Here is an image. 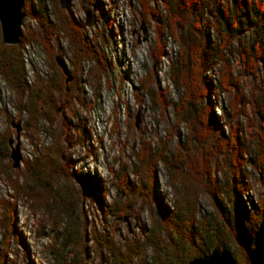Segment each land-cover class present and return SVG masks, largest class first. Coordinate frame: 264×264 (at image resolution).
Wrapping results in <instances>:
<instances>
[{
  "label": "trees",
  "instance_id": "obj_1",
  "mask_svg": "<svg viewBox=\"0 0 264 264\" xmlns=\"http://www.w3.org/2000/svg\"><path fill=\"white\" fill-rule=\"evenodd\" d=\"M27 1L31 3L27 15L37 21V26L22 32L20 45L9 46L0 41V79L16 93L17 101L23 94L28 97L21 108L29 115H38L30 98H37V92L41 90L34 84L28 85L25 80L20 46L32 40L42 42L43 47L49 49L51 39L61 32L76 63L77 56L90 57L91 46L82 33V22L58 8L56 3L52 5L55 18L52 22L44 13L45 0ZM139 1L144 2L143 5L137 4L138 7L141 5L140 16L148 14V18L155 21L159 34L166 32L177 45V52L169 64V78L173 87L182 91L172 107L186 132L181 139L177 136V147L170 155L165 153L166 142L156 145L148 142L131 153L132 174L137 183L127 180V173L123 170L113 174L116 195L133 200L142 196L152 203L155 215L151 216V224L139 246L135 245L137 237L125 243L124 250L110 241L103 244L105 250L109 245L107 256L111 259L108 264H129L132 256H141L144 247L151 251L148 264H186L212 250L224 251L236 264H264V0H153L159 2L158 7L150 6L149 1ZM233 53L238 57L237 73L232 70L230 57ZM92 60L95 66L101 63L98 55ZM214 66L219 76L215 84L205 75ZM238 74H249V78L255 81L256 90L244 94ZM55 81L57 86L58 81ZM215 86L226 94L234 89L231 97L227 94L228 105L221 108L219 116H215L212 110L211 96L216 94ZM151 101L153 103L154 99ZM245 106L257 115V126L253 130L239 122L238 117L244 115ZM74 130L75 142L81 143L86 138L84 127ZM188 144L190 147L198 144L199 149L192 155L187 154L182 148ZM60 155L61 146L60 151L43 146L38 156L30 161L24 160L19 171L10 169L9 163L6 166L0 164V171L11 184L14 201L19 198L30 200L35 205L33 210H38L36 205L41 202L44 211L58 216L64 223L58 227L61 223L48 224V220L41 217L45 224L48 222L49 234H53L56 240L58 249L53 264L66 261L64 251L68 243L76 247L77 229L73 226L79 227V207L76 206L79 198L71 186L76 175L71 176L65 167H60ZM157 163L172 190L171 205H167L164 196L151 188ZM246 167L257 174L261 183L259 196L253 202L247 194L250 187L245 183ZM192 170H196V174L202 172L199 179H206L204 185L200 184L211 194L210 202L214 204L210 212L198 213L196 209L201 189L190 180ZM216 171L222 174L221 181L213 174ZM19 177L21 185H18ZM84 180L81 176L79 181ZM146 184L149 185L148 194H142L139 185L143 189ZM9 210H12L11 206L5 210L8 218L4 223L6 233L14 227ZM117 210L123 213L124 207ZM59 236L62 241L58 240ZM103 260L106 262L107 258Z\"/></svg>",
  "mask_w": 264,
  "mask_h": 264
},
{
  "label": "rangeland",
  "instance_id": "obj_2",
  "mask_svg": "<svg viewBox=\"0 0 264 264\" xmlns=\"http://www.w3.org/2000/svg\"><path fill=\"white\" fill-rule=\"evenodd\" d=\"M142 1H149L152 7L159 6L158 1ZM54 3L60 8L57 0H45L43 3L44 13L52 22L55 19L51 11ZM30 4L23 0L18 42L2 43L0 32L2 44L20 45L22 32H26L27 28H36L37 21L27 15ZM137 4L143 5L144 2L68 0L66 8L60 9L82 22V33L91 46L90 57L77 56L78 63L72 58V50L61 32L51 39L53 43H50L52 47L49 49L43 47L42 42L32 40L20 46L25 80L28 85L34 84L41 90L37 92V98H30L38 115H29L21 108L28 97L23 94L17 101L16 93L9 90L0 79V164L6 166L9 163L10 169L19 171L24 160L30 161L38 156L43 146L51 147L53 151H60L61 146L60 167H65L69 175H76L71 180V186L79 198L76 203L79 207V227L73 226L77 229V244L75 248L70 243L66 245L64 252L67 259L63 264H70L71 261L74 264H98V261L108 264L111 258L107 256L109 245L106 250L103 247L105 242L109 244L110 241L122 250L126 249L125 243L134 241V237L138 238L135 245L141 244V237L151 224V216L155 215L153 205L142 196L133 200L127 199L125 195H116L113 174L123 170L127 173V180L135 183L137 179L132 174L131 153L148 142L153 145L166 142L165 153L170 155L177 147V136L181 139L186 132L184 124L177 121L172 107L182 94L180 89L173 87L169 78V64L177 52V45L166 32L159 34L155 21L149 19L148 14L140 16L141 5L138 7ZM86 10L91 11L93 22L89 24L85 19ZM245 39H249L248 34ZM96 55L100 57L101 63L95 66L92 58ZM56 56L61 58L69 74L66 82L65 74L55 62ZM230 59L232 70L237 73L236 53ZM205 75L213 84L219 81L215 66ZM249 77V74H238L239 84L246 95L256 90L255 81ZM55 80L58 81L57 86ZM233 90L227 92L229 97L233 95ZM215 92L211 96L212 110L215 116H219L221 108L228 105V96L216 86ZM195 101L197 105L200 104L196 98ZM238 118L245 128L253 130L257 126V115L249 106H245L244 115ZM16 123L20 127L17 139L13 126ZM80 126L84 127L86 138L77 143L74 128L79 129ZM8 140L12 145L17 142L19 146L20 160L14 168L8 157ZM182 149L192 155L199 145L190 147L188 144ZM244 171L245 183L250 187L247 194L253 202L259 196L261 183L257 174L248 167ZM200 174L194 170L190 179L201 189L196 209L198 213L210 212L214 203L210 202L211 194L203 186L206 179H199ZM213 174L218 181L222 180L220 171ZM81 176L84 182L79 181ZM165 177L157 163L151 188L164 196L167 205H171L173 194ZM21 183L19 177L18 185ZM147 186L141 189L139 185V192L148 194ZM13 195L10 182L0 171V264H53L58 248L54 235L49 234L48 224L59 222L61 224L58 227H61L64 223L46 208L47 212L44 211L41 202L36 205L39 209L33 210L35 205L32 201L23 198L14 201ZM10 206L14 227L12 232L6 233L4 223L8 218L5 210ZM121 207H124L123 213L117 210ZM41 217L49 223L45 224ZM58 240H61L60 236ZM150 252L149 248L144 247L141 256H132L129 264H148ZM104 258H107L106 262H103Z\"/></svg>",
  "mask_w": 264,
  "mask_h": 264
},
{
  "label": "water",
  "instance_id": "obj_3",
  "mask_svg": "<svg viewBox=\"0 0 264 264\" xmlns=\"http://www.w3.org/2000/svg\"><path fill=\"white\" fill-rule=\"evenodd\" d=\"M59 7L64 9L66 8V3L68 0H57ZM23 6V0H0V32H1V41L4 44H14L18 42L19 37V27L23 18V13H21V8ZM86 23L89 24L92 21L91 11L86 10ZM55 62L60 68V70L65 74L64 81L68 80L69 74L66 73V67L63 64V61L58 56L55 57ZM14 129L17 133L19 132L18 123L14 124ZM9 146L8 157L11 161V167H16L19 164L20 154L19 146L16 142L14 145L11 144V141H7ZM186 264H236L224 251L212 250L207 255L203 257H197L189 260Z\"/></svg>",
  "mask_w": 264,
  "mask_h": 264
},
{
  "label": "bare ground",
  "instance_id": "obj_4",
  "mask_svg": "<svg viewBox=\"0 0 264 264\" xmlns=\"http://www.w3.org/2000/svg\"><path fill=\"white\" fill-rule=\"evenodd\" d=\"M21 25V24H20Z\"/></svg>",
  "mask_w": 264,
  "mask_h": 264
}]
</instances>
